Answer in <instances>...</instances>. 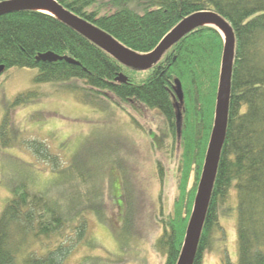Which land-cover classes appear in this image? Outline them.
<instances>
[{
    "label": "trees",
    "instance_id": "16d2710c",
    "mask_svg": "<svg viewBox=\"0 0 264 264\" xmlns=\"http://www.w3.org/2000/svg\"><path fill=\"white\" fill-rule=\"evenodd\" d=\"M56 1L137 53L152 51L183 18L199 11H213L229 23L235 45L226 134L192 264H203L219 210L232 189L237 197L235 264H264V0ZM223 48L220 32L201 25L166 50L150 69H135L49 13L25 9L0 15V73L12 67L35 68L34 83L51 84L55 92L71 94L82 104L104 109L113 103L127 113L126 106L136 110L137 104L158 109L165 117L173 136L170 155L176 147L179 154L172 208L154 213L161 234L152 247L163 258L162 264H176L184 239L213 124ZM49 51L78 64L37 59ZM131 71L139 75H130ZM120 72L127 76L126 82L115 80ZM176 80L182 88L181 101L175 92ZM36 93L29 89L16 94L0 124V156L10 159L0 179L4 192L0 264H62L85 238L89 219L99 216V208L117 213L112 197L103 195L104 179L96 173L89 176L79 156L63 163L44 142L27 138L15 126L12 111ZM131 119L140 126L135 116ZM6 148L11 152H4ZM24 151L30 161L19 157ZM37 162L50 164L49 171L57 178L43 190L37 180L47 177V170ZM192 171L195 182L189 187ZM130 217L128 213L125 222L134 230ZM69 230L74 231L73 238ZM35 243L44 248L42 252L32 250ZM87 259L82 256L84 263Z\"/></svg>",
    "mask_w": 264,
    "mask_h": 264
},
{
    "label": "rangeland",
    "instance_id": "374dc122",
    "mask_svg": "<svg viewBox=\"0 0 264 264\" xmlns=\"http://www.w3.org/2000/svg\"><path fill=\"white\" fill-rule=\"evenodd\" d=\"M36 75L37 69L20 67L0 73V124L16 94L29 89L37 92L31 101L12 111L15 126L24 131L27 138L44 142L63 163L70 164L74 156H79L89 168V176L96 173L98 178L104 179L103 195L112 197L118 213L117 219L115 211L99 208V216L89 219L85 238L76 250L73 246V252L62 264H92V261L93 264H162L163 258L152 247L155 237L161 234L154 213L161 208L164 212L172 208L177 194L179 154L176 147L174 155H170L171 136L165 117L158 109L137 104L136 110L126 106L128 113L113 103L104 109L85 105L71 94L55 92L51 84L34 83ZM130 75L137 76L139 72L131 71ZM131 115L140 126L134 125ZM10 149L3 151L9 153ZM19 157L30 161L26 151ZM9 160L0 156V179ZM36 164L47 170V177L41 175L37 180L39 189L43 190L51 179L57 178L49 171L50 164ZM159 165L164 171L163 180L159 176ZM194 182L192 171L189 187ZM2 198L1 189L0 201ZM236 205L237 197L232 189L219 210L218 226L213 230L211 249L205 252L203 264L236 263ZM3 206L1 204L0 208ZM128 213L135 224L134 230L125 222ZM69 234L71 238L75 235L73 230H69ZM35 244L32 250L42 252L44 248ZM81 251L83 254L75 257ZM82 256H88L87 262L82 261Z\"/></svg>",
    "mask_w": 264,
    "mask_h": 264
},
{
    "label": "water",
    "instance_id": "95a60500",
    "mask_svg": "<svg viewBox=\"0 0 264 264\" xmlns=\"http://www.w3.org/2000/svg\"><path fill=\"white\" fill-rule=\"evenodd\" d=\"M39 8H46L52 11V13L49 14L68 24L71 28L98 45L123 65L135 69H150L160 60L166 50L198 26L209 25L216 28L221 33L224 40V48L219 71L213 124L191 213L185 229L184 239L176 261V264H192L193 258L196 254L226 134L235 45V35L232 27L223 17L213 11H199L183 18L166 34L165 38H163L154 50L149 53H137L122 45L112 36L104 33L94 24L65 9L56 0L0 1V15L25 9L41 11ZM37 59L49 62L64 59L67 62L78 64L77 61L70 57L59 56L50 51L39 54ZM1 70L2 67L0 66V71ZM115 80L123 83L127 81V76L120 72L115 77ZM175 92L181 101L183 93L178 80L175 81ZM176 110V122L179 132L181 113L179 108Z\"/></svg>",
    "mask_w": 264,
    "mask_h": 264
},
{
    "label": "bare ground",
    "instance_id": "6f19581e",
    "mask_svg": "<svg viewBox=\"0 0 264 264\" xmlns=\"http://www.w3.org/2000/svg\"><path fill=\"white\" fill-rule=\"evenodd\" d=\"M41 11L46 12V13H52V11L46 9V8H39Z\"/></svg>",
    "mask_w": 264,
    "mask_h": 264
},
{
    "label": "flooded vegetation",
    "instance_id": "af4514ba",
    "mask_svg": "<svg viewBox=\"0 0 264 264\" xmlns=\"http://www.w3.org/2000/svg\"><path fill=\"white\" fill-rule=\"evenodd\" d=\"M168 130H170V128L168 127ZM170 139H171V143L173 142V136H172V133H171V131H170Z\"/></svg>",
    "mask_w": 264,
    "mask_h": 264
}]
</instances>
